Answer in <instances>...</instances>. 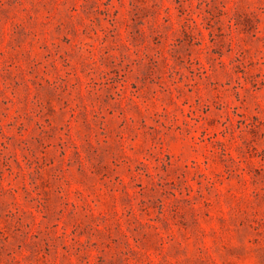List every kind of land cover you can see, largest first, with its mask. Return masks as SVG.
Here are the masks:
<instances>
[{
	"label": "rangeland",
	"instance_id": "rangeland-1",
	"mask_svg": "<svg viewBox=\"0 0 264 264\" xmlns=\"http://www.w3.org/2000/svg\"><path fill=\"white\" fill-rule=\"evenodd\" d=\"M0 264H264V0H0Z\"/></svg>",
	"mask_w": 264,
	"mask_h": 264
}]
</instances>
